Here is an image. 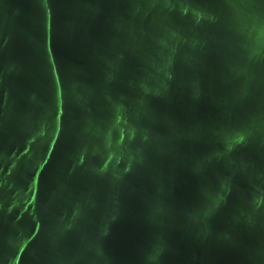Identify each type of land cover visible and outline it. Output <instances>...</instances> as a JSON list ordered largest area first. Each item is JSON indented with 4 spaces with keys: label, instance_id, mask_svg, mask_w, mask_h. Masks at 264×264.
Returning <instances> with one entry per match:
<instances>
[{
    "label": "water",
    "instance_id": "1",
    "mask_svg": "<svg viewBox=\"0 0 264 264\" xmlns=\"http://www.w3.org/2000/svg\"><path fill=\"white\" fill-rule=\"evenodd\" d=\"M0 264H264V0H0Z\"/></svg>",
    "mask_w": 264,
    "mask_h": 264
}]
</instances>
